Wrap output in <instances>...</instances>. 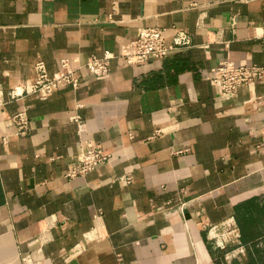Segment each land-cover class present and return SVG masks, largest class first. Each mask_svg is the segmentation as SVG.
<instances>
[{
  "label": "crops",
  "instance_id": "obj_1",
  "mask_svg": "<svg viewBox=\"0 0 264 264\" xmlns=\"http://www.w3.org/2000/svg\"><path fill=\"white\" fill-rule=\"evenodd\" d=\"M145 26L189 42L130 63ZM62 57L77 88L25 90L36 61L54 74ZM222 60L264 66V0H0V264H229L219 242L264 240V78L222 97ZM23 109L28 134L3 142ZM85 141L111 159L69 179Z\"/></svg>",
  "mask_w": 264,
  "mask_h": 264
},
{
  "label": "built area",
  "instance_id": "obj_2",
  "mask_svg": "<svg viewBox=\"0 0 264 264\" xmlns=\"http://www.w3.org/2000/svg\"><path fill=\"white\" fill-rule=\"evenodd\" d=\"M188 42L189 39L185 31L179 30L173 38V45H167L164 28L145 26L139 30L136 38L129 43L127 50L122 52L120 56L130 63L143 62L150 58H163L172 49L188 44ZM114 56L115 54L112 51L105 50L101 56H89L83 66L93 76L104 77L110 72L111 59ZM59 65L60 69L57 72L49 74L45 62L42 60L36 61L34 63L35 79L25 87V90L36 93L41 99H45L59 86L77 88L80 84V75L70 67L69 59L66 57L60 58ZM213 72L214 76L210 77V81L219 88L220 95L226 98H232L239 88L252 84L256 79L264 78V66L256 63L236 65L230 60H222L213 68ZM11 93L12 96H17L22 92L12 90ZM73 120L77 122L79 127L82 126L80 115H74ZM11 122L14 129L11 133L1 136L3 142L7 141L9 135L26 136L29 132L30 120L26 110H18L13 113ZM78 132H80L79 129ZM161 132L162 130H157L156 134ZM186 151L185 148H179L173 149L172 153L182 154ZM110 159L111 153L106 152L101 146L93 144L91 141H85L70 163L65 177L72 179L83 176L99 165L107 163ZM118 179L130 183L132 181L131 171L121 175ZM38 240L41 242L46 240L43 233L39 235ZM227 245V239L218 243V247L221 249L226 248ZM240 247L243 248V245ZM240 251H242L241 248ZM20 264H35V262L30 254H24L21 256Z\"/></svg>",
  "mask_w": 264,
  "mask_h": 264
},
{
  "label": "rangeland",
  "instance_id": "obj_3",
  "mask_svg": "<svg viewBox=\"0 0 264 264\" xmlns=\"http://www.w3.org/2000/svg\"><path fill=\"white\" fill-rule=\"evenodd\" d=\"M240 246L242 245H239L237 243L234 244V242H231L226 246V248L222 249L225 251V254H228L227 260L229 261V264H234V261L239 262V264H248L249 257L247 252L254 251V248L263 247L264 240L261 239L248 244H243V248ZM239 247L242 249V251H239Z\"/></svg>",
  "mask_w": 264,
  "mask_h": 264
},
{
  "label": "trees",
  "instance_id": "obj_4",
  "mask_svg": "<svg viewBox=\"0 0 264 264\" xmlns=\"http://www.w3.org/2000/svg\"><path fill=\"white\" fill-rule=\"evenodd\" d=\"M251 252L252 253L249 255L248 264H258V262H260V264H264V259L262 258L263 255L260 253L258 248H254V251Z\"/></svg>",
  "mask_w": 264,
  "mask_h": 264
}]
</instances>
